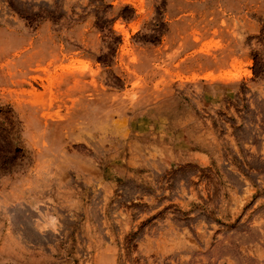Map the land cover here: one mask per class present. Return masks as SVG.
I'll return each instance as SVG.
<instances>
[{
	"label": "rangeland",
	"instance_id": "374dc122",
	"mask_svg": "<svg viewBox=\"0 0 264 264\" xmlns=\"http://www.w3.org/2000/svg\"><path fill=\"white\" fill-rule=\"evenodd\" d=\"M263 172L264 0H0V264H264Z\"/></svg>",
	"mask_w": 264,
	"mask_h": 264
},
{
	"label": "crops",
	"instance_id": "0c3cea01",
	"mask_svg": "<svg viewBox=\"0 0 264 264\" xmlns=\"http://www.w3.org/2000/svg\"><path fill=\"white\" fill-rule=\"evenodd\" d=\"M182 141L183 140H179L178 139V141L174 144V149H173V152H174V159L175 160H177V161H180V162H182V161H184L183 160V158H190V157H192V156H195L194 154H196V153H200V151H199V147H195V144H193L194 146V148L191 150V148H190V146H188V145H186L185 143H184V145L186 146V149L184 148V147H181V145H182ZM179 143L181 144V145H179ZM180 148H182V151L184 152V156H183V154H182V151H179V150H181ZM185 149V150H184ZM189 154H191V155H189ZM170 158H167V161H170L169 160ZM172 159V158H171ZM172 161V160H171ZM213 164L212 163H210V165H209V168H212L213 166H212ZM216 165V164H215ZM193 166L195 167V168H197L198 170H202L203 168H205L206 167V165H204V164H200L199 162H195L194 164H193ZM261 176L262 177H264V172L263 173H261ZM257 194H254V195H251V198H252V200H254L253 201V205H254V203H255V200L257 199V196H256ZM228 197V196H227ZM243 220V214H242V216L240 217H238V220H237V222H241Z\"/></svg>",
	"mask_w": 264,
	"mask_h": 264
},
{
	"label": "bare ground",
	"instance_id": "6f19581e",
	"mask_svg": "<svg viewBox=\"0 0 264 264\" xmlns=\"http://www.w3.org/2000/svg\"><path fill=\"white\" fill-rule=\"evenodd\" d=\"M34 91H35V90H34V88L32 87V90H31L30 92H34ZM30 92H29V93H30Z\"/></svg>",
	"mask_w": 264,
	"mask_h": 264
}]
</instances>
